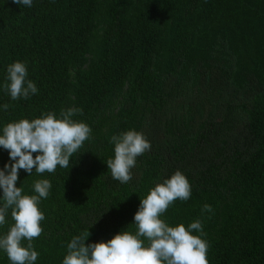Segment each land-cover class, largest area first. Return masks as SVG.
Segmentation results:
<instances>
[{
  "label": "trees",
  "instance_id": "obj_1",
  "mask_svg": "<svg viewBox=\"0 0 264 264\" xmlns=\"http://www.w3.org/2000/svg\"><path fill=\"white\" fill-rule=\"evenodd\" d=\"M16 61L38 92L12 100L3 84ZM70 108L92 132L69 168L18 173L25 195H37L36 180L51 183L35 264H62L86 230L85 245L134 234L140 198L176 170L191 197L160 218L186 228L200 220L209 264H264V0H0V135L9 122ZM127 130L151 150L120 183L106 161L110 138ZM5 219L0 235L11 209ZM0 264H10L3 250Z\"/></svg>",
  "mask_w": 264,
  "mask_h": 264
},
{
  "label": "clouds",
  "instance_id": "obj_2",
  "mask_svg": "<svg viewBox=\"0 0 264 264\" xmlns=\"http://www.w3.org/2000/svg\"><path fill=\"white\" fill-rule=\"evenodd\" d=\"M17 5L31 7L32 0H12ZM4 90L12 100L28 98L38 89L27 80V67L16 61L7 66ZM26 85V86H25ZM8 104L3 108L7 110ZM81 109L62 110L59 117L52 112L41 113L32 120L20 119L9 122L0 135V148L7 150L11 163L0 169V191L3 205L0 206V226L6 223L11 209L14 223L0 235V250L6 253L10 264H35L39 253L34 250L33 240L43 232L40 222L45 219L38 205L49 196L51 183L47 179L33 183L37 195L22 194L16 187L19 170L31 175L54 173L57 167L69 168L70 158L78 153L84 141L91 138L92 129L86 123L72 119ZM114 145V157L106 161L114 180L127 183L132 179L136 158L151 150L144 134L127 130L110 138ZM33 153H36L33 156ZM191 197V185L181 171L176 170L162 183H156L144 198H140L133 221V234L122 230L106 242L85 245L88 230L74 236L67 244V253L62 264H209L208 244L201 237L205 235L200 220L169 226L160 217L177 199L187 201ZM202 211L212 212L205 204ZM200 235H193V232ZM143 238V239H142ZM23 241H27L26 246Z\"/></svg>",
  "mask_w": 264,
  "mask_h": 264
}]
</instances>
